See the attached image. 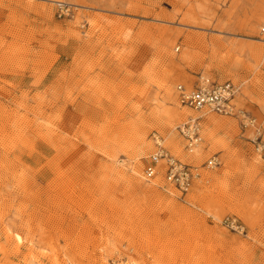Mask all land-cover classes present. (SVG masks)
Returning <instances> with one entry per match:
<instances>
[{
  "label": "rangeland",
  "instance_id": "374dc122",
  "mask_svg": "<svg viewBox=\"0 0 264 264\" xmlns=\"http://www.w3.org/2000/svg\"><path fill=\"white\" fill-rule=\"evenodd\" d=\"M262 25L264 0H0V264H264V159L175 92L231 81L261 120ZM153 134L200 167L187 195L143 179Z\"/></svg>",
  "mask_w": 264,
  "mask_h": 264
},
{
  "label": "built area",
  "instance_id": "2783aa9c",
  "mask_svg": "<svg viewBox=\"0 0 264 264\" xmlns=\"http://www.w3.org/2000/svg\"><path fill=\"white\" fill-rule=\"evenodd\" d=\"M55 8L58 18L73 15L72 7L63 2H55ZM257 41L264 44V25L258 29ZM175 92L180 106L199 113L200 116L216 114L235 119L244 132L250 133L247 140L254 152L264 159V116L260 120L250 111L238 106L236 98L240 92L239 85L231 81L216 82L200 74L191 86L176 85ZM198 118H188L177 126L183 140V149L189 155L196 153L203 142ZM152 139L154 151L149 155L148 163L143 169V179L150 181L161 176L180 194L187 195L195 181L200 178V167L177 159L164 146V140L158 134H153ZM216 164L217 157H212L203 167L211 169ZM222 223L230 229H239L234 219L227 217Z\"/></svg>",
  "mask_w": 264,
  "mask_h": 264
},
{
  "label": "bare ground",
  "instance_id": "6f19581e",
  "mask_svg": "<svg viewBox=\"0 0 264 264\" xmlns=\"http://www.w3.org/2000/svg\"><path fill=\"white\" fill-rule=\"evenodd\" d=\"M260 42V41H259ZM260 43H262V42H260ZM195 154V153H194Z\"/></svg>",
  "mask_w": 264,
  "mask_h": 264
}]
</instances>
